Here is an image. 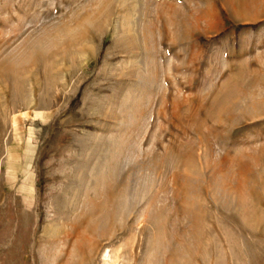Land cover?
<instances>
[{"label": "rangeland", "instance_id": "1", "mask_svg": "<svg viewBox=\"0 0 264 264\" xmlns=\"http://www.w3.org/2000/svg\"><path fill=\"white\" fill-rule=\"evenodd\" d=\"M0 264H264V0H0Z\"/></svg>", "mask_w": 264, "mask_h": 264}]
</instances>
